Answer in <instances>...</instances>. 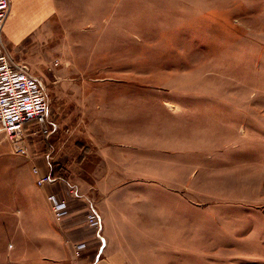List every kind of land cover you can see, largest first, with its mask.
Returning a JSON list of instances; mask_svg holds the SVG:
<instances>
[{
  "label": "rangeland",
  "instance_id": "374dc122",
  "mask_svg": "<svg viewBox=\"0 0 264 264\" xmlns=\"http://www.w3.org/2000/svg\"><path fill=\"white\" fill-rule=\"evenodd\" d=\"M1 34L52 125L26 155L0 138V264H94L85 204L53 223L34 165L92 199L130 264H264V0H54Z\"/></svg>",
  "mask_w": 264,
  "mask_h": 264
},
{
  "label": "built area",
  "instance_id": "2783aa9c",
  "mask_svg": "<svg viewBox=\"0 0 264 264\" xmlns=\"http://www.w3.org/2000/svg\"><path fill=\"white\" fill-rule=\"evenodd\" d=\"M9 12V0H0V138L7 140L14 154L26 155L25 133L31 125L38 127L40 133L49 134L52 125L49 121V104L41 81L29 71L25 64L15 62L5 51L1 43V31ZM37 133V130L30 131ZM40 171L32 166L34 183L40 188L52 186L46 192L45 200L53 222L60 226L70 213V201H81L85 204L87 226L94 228V236L100 245L94 255L97 260L104 247V237L101 235L102 223L97 211L90 200L79 193L77 186L56 177L49 169ZM86 225V224H85ZM69 225L66 226V229ZM71 232V231H70ZM70 233L66 239L71 242V252L74 258L81 257L85 251L86 241H72Z\"/></svg>",
  "mask_w": 264,
  "mask_h": 264
},
{
  "label": "crops",
  "instance_id": "0c3cea01",
  "mask_svg": "<svg viewBox=\"0 0 264 264\" xmlns=\"http://www.w3.org/2000/svg\"><path fill=\"white\" fill-rule=\"evenodd\" d=\"M54 10V0H9V12L3 24V32L5 37H7L8 44H14L18 41L26 39L31 33L36 30L48 17L52 14ZM1 43L5 51L8 48L3 43L1 34ZM7 48V49H6ZM8 52V51H7ZM10 53V52H9ZM93 204V208L97 211L96 204L93 203L90 197H86ZM51 215V214H50ZM52 218V217H51ZM53 221V220H52ZM54 223V222H53ZM71 228H67L66 233H70ZM58 235L64 236V232H59ZM112 240L110 236L107 235L104 238V246H107L105 251L106 258L102 259L100 262V257L95 260L94 264H130V260L127 254L122 250H116L111 247ZM60 249L56 253L57 259L60 260L61 264H65L64 259H68L69 253ZM132 264V263H131Z\"/></svg>",
  "mask_w": 264,
  "mask_h": 264
},
{
  "label": "bare ground",
  "instance_id": "6f19581e",
  "mask_svg": "<svg viewBox=\"0 0 264 264\" xmlns=\"http://www.w3.org/2000/svg\"><path fill=\"white\" fill-rule=\"evenodd\" d=\"M101 219V218H100ZM101 223H102V221H101Z\"/></svg>",
  "mask_w": 264,
  "mask_h": 264
}]
</instances>
